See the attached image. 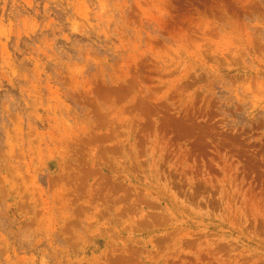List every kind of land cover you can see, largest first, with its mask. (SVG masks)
Returning <instances> with one entry per match:
<instances>
[{
  "label": "rangeland",
  "instance_id": "obj_1",
  "mask_svg": "<svg viewBox=\"0 0 264 264\" xmlns=\"http://www.w3.org/2000/svg\"><path fill=\"white\" fill-rule=\"evenodd\" d=\"M0 264H264V0H0Z\"/></svg>",
  "mask_w": 264,
  "mask_h": 264
}]
</instances>
